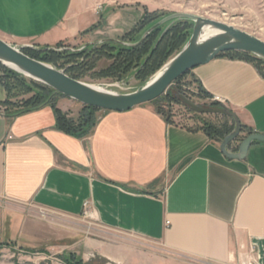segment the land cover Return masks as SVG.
<instances>
[{
    "label": "crops",
    "instance_id": "0c3cea01",
    "mask_svg": "<svg viewBox=\"0 0 264 264\" xmlns=\"http://www.w3.org/2000/svg\"><path fill=\"white\" fill-rule=\"evenodd\" d=\"M20 1L0 5L3 41L53 44L82 32L72 3ZM192 76L264 135V77L255 64L221 57ZM220 145L167 122L152 104L104 112L84 138L58 131L49 106L16 117L0 110V243L65 241L89 211L112 237L75 246H102L95 250L113 264H264V144L244 161L226 158Z\"/></svg>",
    "mask_w": 264,
    "mask_h": 264
},
{
    "label": "rangeland",
    "instance_id": "374dc122",
    "mask_svg": "<svg viewBox=\"0 0 264 264\" xmlns=\"http://www.w3.org/2000/svg\"><path fill=\"white\" fill-rule=\"evenodd\" d=\"M16 1L18 0H15V2ZM30 1L32 3L57 5L60 6L61 9L65 6L68 7V5L72 3L78 15V26H80L82 32L70 39L68 38L53 44L30 42L21 45L24 47V51L26 50L29 53L30 51L32 53L40 52V50H46V53L50 51H55L57 53H76L77 51H82L87 48L88 44L101 43L109 39L122 41L124 37L129 38H127L128 41L126 40V43H128L131 40L139 38L144 29L150 25L149 21H151L152 18L158 19L162 16L166 17L179 13L191 14L204 19L225 23L264 41V0H21L20 2L27 5ZM10 3H14V0L13 2L12 0H0L1 6L10 5ZM145 15H149L146 21L147 24L143 20ZM2 25L4 29L7 27V23L3 20ZM96 26L99 27L95 31L87 34L89 30ZM193 27V22L188 21L186 27L188 28L187 33L179 31L182 38L187 35V41H189L193 32ZM135 29L137 33H134ZM164 30L165 31L162 32L159 38L168 31V27ZM179 32L169 37V42L173 40L177 41L176 48L169 49L162 62L164 63L163 66L149 77L144 84L143 81L137 78L136 71L128 74L121 80L100 78L99 72L106 69L111 64V61L108 59L100 60L96 64L94 70H91L89 66V69L87 68L88 70L80 74L82 78L78 81L117 94H130L136 92L150 82L183 50L187 43H184L186 37L185 40H183L180 35L178 36ZM131 33H134L133 36H128ZM175 36L177 37L174 38ZM38 55L41 58L47 57V55ZM50 59L58 63L57 66L60 71L65 72L71 66L63 57L56 58L55 56H51ZM48 65L57 69L53 64ZM187 74L188 75H184L180 80L174 82L157 102H152L150 104H152L155 109L156 107H162L166 117H170L172 122L187 128H200L203 126L204 122L212 123L217 126L225 124L232 125V120L226 116L195 114L181 102L170 101V98L181 94L182 91V94L186 98L198 106L211 107V103L215 102L202 97L198 87L199 85L192 76V71ZM0 78L10 85V100L13 103V107L11 108L1 105L0 110L4 112L7 110L10 112L20 111L23 108V104L34 97L35 93L28 90L25 84L31 86V82H38L26 77H24L23 80L12 78L2 68V65L0 66ZM4 99L5 91L0 84V101ZM51 99H53L58 109L75 121L81 120L82 116H86V113H88L85 109L86 106L69 100L64 96L62 97L53 93ZM60 104L64 109L69 110L72 108V111L64 112L59 107ZM224 108L226 107L224 106ZM104 112L105 111H101L100 114ZM96 116L97 115L94 114V117ZM242 138L241 135L230 148L232 149L233 146H237ZM77 224H81L82 226V231L79 232L77 236L67 235L65 241L61 242L53 240L49 244L51 246H28L26 244L14 242L0 243V264H79L81 262L85 264H113L108 262L99 251L95 250L97 248L100 250L102 246H93L94 248L92 246H75L81 239H83V242H86L88 238L93 239L96 243H104L106 238L112 237V234L103 230L96 218L83 216L78 220ZM138 247L148 249V253L152 252L150 254H155V252L156 254L160 253L148 246ZM72 256L76 259L72 258ZM186 264L190 263L186 262Z\"/></svg>",
    "mask_w": 264,
    "mask_h": 264
},
{
    "label": "water",
    "instance_id": "95a60500",
    "mask_svg": "<svg viewBox=\"0 0 264 264\" xmlns=\"http://www.w3.org/2000/svg\"><path fill=\"white\" fill-rule=\"evenodd\" d=\"M191 21L194 24L191 38L183 50L173 58L150 82L138 91L130 94H117L102 88L71 78L46 63L32 59L24 53V47L13 46L0 39V65L33 81L51 88L55 94L64 96L83 106L92 107L105 112L124 113L139 106L150 104L161 98L169 87L178 79L194 70L198 66L206 65L220 55L229 52L250 54L264 62V41L238 30L225 23L204 19L191 14L170 15L150 28L137 44H127L129 47L140 46L155 30L179 21ZM208 29L216 31L215 35L203 38ZM105 42L122 44L120 41L109 39ZM178 98L191 112L199 115H227L235 121V129L227 135L221 145L222 154L230 159L244 161L250 148L255 144H264V135L251 134L239 143L238 151L232 152L230 147L242 135V125L234 114L227 108L201 107L194 104L184 95Z\"/></svg>",
    "mask_w": 264,
    "mask_h": 264
},
{
    "label": "trees",
    "instance_id": "16d2710c",
    "mask_svg": "<svg viewBox=\"0 0 264 264\" xmlns=\"http://www.w3.org/2000/svg\"><path fill=\"white\" fill-rule=\"evenodd\" d=\"M166 17L162 16L158 19L152 18L151 21H149L150 25L146 29H144L143 33L139 36V38L131 40L128 43H126L128 41L127 40L128 37H124L122 41H120L122 44H118L114 42H105L100 45L87 46V48H85L84 50L77 51L76 53H71V52L57 53L55 51H50L49 53H46L45 52L46 50H40V52H33V53L31 51L29 53L28 51L25 50L24 53L27 56L31 57L32 59L38 60L43 63L53 64L55 67H57V69H58V66H57L58 63L55 62V60H51L50 59L51 56H55L56 58H59V57L65 58L67 60V63L71 65L70 68L65 72L66 74H68V76L76 80H81L82 77L80 74L88 70L89 66L91 70H94L96 64L100 60L108 59L109 61H111V64L106 69L99 72L100 78L121 80L124 77H126L128 74H131L134 71H136L137 78L143 81V84H144L148 80L149 77L155 74L156 71H158L163 66L164 63L162 62L164 61V58L166 57V54L168 53L169 49L176 48L177 41L173 40L169 42V37L171 35H176V32H179V31L182 33L184 32L187 33L188 28L186 27L188 25V21L186 20L179 21L173 24L172 26H170L171 23L165 24L164 26L160 27L159 29L151 33L147 37V39L138 47H129L127 46V44H137L141 40V37L150 28H152L155 24H157L158 22H160ZM144 18L143 20L147 24L146 21L149 18V15H145ZM139 25L142 26L141 24ZM98 27L99 26L92 28L91 30L87 32V34L95 31ZM167 27H168V31L159 38L162 32L165 31L164 29ZM135 32H136V29L134 30V33ZM180 32L178 36L180 35V37L182 38ZM134 33H131L128 36L132 37ZM176 37L177 36H175L174 38ZM185 37H186V41H184V43L188 42L187 41L188 36L186 35ZM185 37H183L182 39L185 40ZM38 54H41L44 56L47 55V57L41 58ZM221 57L223 58L226 57L230 59H240V60L251 62L255 64V66L261 73V75L264 77V68H263L264 62L258 58L253 57L250 54L229 52V53L220 55L218 58H221ZM2 68L12 78H15L17 80L24 79V77L21 76L20 74L12 70H9L7 68H4L3 66ZM0 83L3 86L7 94V100L4 102H0V105L11 108L13 107V103L10 100V96H11L10 85L1 78H0ZM31 83H32L31 86H28L26 84L25 86L27 87L28 90L35 93L34 97L26 101L22 106L23 107L22 110L20 111L10 112L9 110H7L6 114L8 116L16 117V116L49 106L54 110V113L56 116V129L58 131H61L67 135L77 137V138L87 137L93 132L99 120L101 110L86 106L85 109L88 111V113H86V116H82L81 120L75 121L69 118L67 114L63 113L60 109L56 107L55 103L53 102V99H51V95L55 92L51 88L45 85L39 84V83H35V82H31ZM196 83L199 85L198 87H199L200 94L202 95V97H204L205 99L211 100L212 97L210 96V94L207 93L202 88V86L197 80H196ZM181 94H182V91H181ZM178 95L170 98V101L171 102H174V101L181 102L180 99L178 98ZM155 102H157V100L154 101L153 103ZM211 107L223 108L224 106L220 103L214 102V103H211ZM156 111L158 114L163 116L167 122L174 124V122L171 121L170 117L168 116L166 117L164 115V111L162 107L161 108L156 107ZM94 114H96L97 116L94 117ZM223 116H226L229 119H231L233 124L232 125L225 124L222 126H217L212 123L204 122L203 126L200 128H189V129L195 132L202 131L210 138V140L221 144L223 139L227 135L232 133L233 130L235 129L234 118L232 116H227V115H223ZM242 133L246 135H251L254 132L253 130L245 126H242ZM241 141L242 139H240V142ZM232 149L233 151L237 152L238 146H233ZM72 258L76 259L74 256H72ZM79 264H85V263L81 262Z\"/></svg>",
    "mask_w": 264,
    "mask_h": 264
},
{
    "label": "built area",
    "instance_id": "2783aa9c",
    "mask_svg": "<svg viewBox=\"0 0 264 264\" xmlns=\"http://www.w3.org/2000/svg\"><path fill=\"white\" fill-rule=\"evenodd\" d=\"M214 101L217 102V103H220V104H224V100H222V99H220V98H214ZM87 207H88V205L85 204L84 208H85L86 210H87ZM84 216H86V217H91V218H95L94 214L91 213V212H89V211H86V212L84 213Z\"/></svg>",
    "mask_w": 264,
    "mask_h": 264
},
{
    "label": "bare ground",
    "instance_id": "6f19581e",
    "mask_svg": "<svg viewBox=\"0 0 264 264\" xmlns=\"http://www.w3.org/2000/svg\"><path fill=\"white\" fill-rule=\"evenodd\" d=\"M216 34V31H213V30H211V29H208V30H206L205 32H204V36H203V38H208V37H210V36H212V35H215Z\"/></svg>",
    "mask_w": 264,
    "mask_h": 264
}]
</instances>
